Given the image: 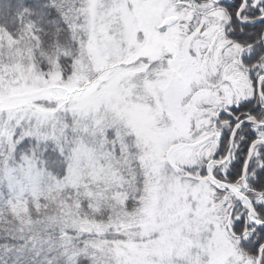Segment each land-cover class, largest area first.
<instances>
[{
	"label": "snow or ice",
	"instance_id": "6c2138e0",
	"mask_svg": "<svg viewBox=\"0 0 264 264\" xmlns=\"http://www.w3.org/2000/svg\"><path fill=\"white\" fill-rule=\"evenodd\" d=\"M0 264H264V0H0Z\"/></svg>",
	"mask_w": 264,
	"mask_h": 264
}]
</instances>
